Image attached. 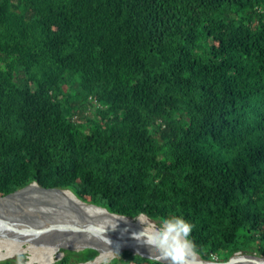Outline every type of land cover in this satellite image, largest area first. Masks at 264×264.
<instances>
[{
  "label": "trees",
  "instance_id": "obj_1",
  "mask_svg": "<svg viewBox=\"0 0 264 264\" xmlns=\"http://www.w3.org/2000/svg\"><path fill=\"white\" fill-rule=\"evenodd\" d=\"M32 182L264 255V0H0V194Z\"/></svg>",
  "mask_w": 264,
  "mask_h": 264
},
{
  "label": "water",
  "instance_id": "obj_2",
  "mask_svg": "<svg viewBox=\"0 0 264 264\" xmlns=\"http://www.w3.org/2000/svg\"><path fill=\"white\" fill-rule=\"evenodd\" d=\"M34 183L37 182H32L6 195L0 194V202L2 203L0 205V235L14 232H18L19 234L29 233L41 239L51 238L60 241L63 244L62 248L69 247L74 250H81L86 247L98 248L100 250L99 254L93 260L85 262V264H95L103 248H111L119 251L118 253L127 249L147 258H151L156 254L148 246L140 244L132 237L133 232L140 231L134 226L117 223L118 226L115 229L109 227L103 235L93 234L89 231V228L90 226L100 227L96 223L82 222L81 220L58 222L50 219L49 215L41 216L39 213L30 212L26 206V203H29L28 200L30 199L19 202L15 201L16 199L13 197ZM40 187L44 189H62L58 187L47 188L41 185ZM3 200L10 201V203H3ZM111 213L117 214L114 212ZM118 215L133 218L122 214ZM113 227H115V224H113ZM81 235L90 236H88V239ZM105 240L114 241V247H102ZM198 264H264V255L258 253H241L239 251L228 260H218L203 258L198 253Z\"/></svg>",
  "mask_w": 264,
  "mask_h": 264
},
{
  "label": "bare ground",
  "instance_id": "obj_3",
  "mask_svg": "<svg viewBox=\"0 0 264 264\" xmlns=\"http://www.w3.org/2000/svg\"><path fill=\"white\" fill-rule=\"evenodd\" d=\"M13 198L19 202L30 199L28 200L29 203H26L30 212L39 213L41 216L49 215L50 219L58 222L81 220L82 222L96 223L99 226H113L117 222L134 226L140 231L144 228V225L136 217L128 218L113 214L107 208L83 201L71 189H44L37 183H34L26 189L21 190ZM2 202L10 203V201L5 200ZM144 216L151 222L156 223L148 215L144 214ZM81 236L89 239L88 236L90 235ZM1 238L5 239L6 243L0 244V259L24 253L26 248L23 244L29 242L30 246L28 249L32 253L29 255L28 264H50L55 261L56 256L61 252L63 247L60 241L51 238L41 239L29 233H7L0 235ZM113 243L115 242L111 241L109 243L108 240H105L102 247H114ZM34 245L37 247H34ZM2 247H6V249L4 250ZM118 252L111 248H103L96 262L109 260Z\"/></svg>",
  "mask_w": 264,
  "mask_h": 264
},
{
  "label": "clouds",
  "instance_id": "obj_4",
  "mask_svg": "<svg viewBox=\"0 0 264 264\" xmlns=\"http://www.w3.org/2000/svg\"><path fill=\"white\" fill-rule=\"evenodd\" d=\"M135 217L144 225V228L142 231L133 232L132 237L156 253L150 258L153 264H198V252L191 238L193 225L185 218L163 217L158 223H153L146 219L144 214ZM117 226V222L115 227L112 225L90 226L89 231L103 235L109 227L115 229Z\"/></svg>",
  "mask_w": 264,
  "mask_h": 264
},
{
  "label": "rangeland",
  "instance_id": "obj_5",
  "mask_svg": "<svg viewBox=\"0 0 264 264\" xmlns=\"http://www.w3.org/2000/svg\"><path fill=\"white\" fill-rule=\"evenodd\" d=\"M6 240L5 239H0V244H5ZM23 246L26 248V251L24 253H20L14 256H9L6 257L4 259H0V262L6 261V260H10L11 264H28V260H29V255L32 253L31 250L28 249V247L30 246L29 242H25L23 244ZM34 247H37L36 245H34ZM4 250L6 249V247H2ZM61 254V255H60ZM65 253H63V251L61 250V252H59V254L56 256V259L54 262H56L57 260L61 259L64 256ZM60 255V256H59ZM116 255H119V253H115V255L109 259V260H105V261H101V262H96L95 264H100L103 262H109L111 261ZM217 259V257H216ZM54 262L50 263L53 264ZM72 264H85V263H72ZM94 264V263H93Z\"/></svg>",
  "mask_w": 264,
  "mask_h": 264
}]
</instances>
